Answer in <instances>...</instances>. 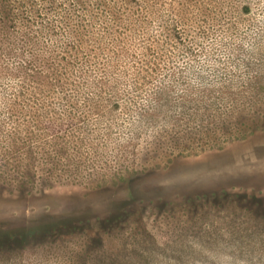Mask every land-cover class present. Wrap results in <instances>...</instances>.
<instances>
[{"label":"rangeland","instance_id":"obj_1","mask_svg":"<svg viewBox=\"0 0 264 264\" xmlns=\"http://www.w3.org/2000/svg\"><path fill=\"white\" fill-rule=\"evenodd\" d=\"M13 4L81 47L25 97L0 45V264H264V0Z\"/></svg>","mask_w":264,"mask_h":264},{"label":"trees","instance_id":"obj_2","mask_svg":"<svg viewBox=\"0 0 264 264\" xmlns=\"http://www.w3.org/2000/svg\"><path fill=\"white\" fill-rule=\"evenodd\" d=\"M13 5V0H0V45L2 43L9 44L11 46L9 52L14 51L15 55L16 51L19 54H23L25 51L30 53L27 60H23L21 66L18 67L19 77H23L22 81L19 82V95L36 97V94L40 92L49 93V89L52 88L55 81H65L74 74L75 63H78L75 61V57L79 56L77 52L80 50L81 45L72 44L70 48H67V52L59 59V63L53 62L52 58H45L35 53L34 48L38 46L39 38L30 31L28 26L25 29H20V20L13 9ZM5 37H11L12 41H7ZM62 60H66V62L61 64L60 61ZM4 76L10 77V72L5 71L2 73V70H0V78ZM10 108L16 109V106L13 105ZM10 115L14 114L11 113ZM26 121H28V118ZM13 236L12 234H0V245H5L6 242L9 243L10 238Z\"/></svg>","mask_w":264,"mask_h":264}]
</instances>
